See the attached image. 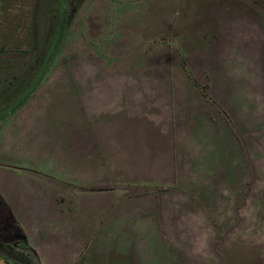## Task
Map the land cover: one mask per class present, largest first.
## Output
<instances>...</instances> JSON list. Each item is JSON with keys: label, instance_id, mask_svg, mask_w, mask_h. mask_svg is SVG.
Returning <instances> with one entry per match:
<instances>
[{"label": "crops", "instance_id": "0c3cea01", "mask_svg": "<svg viewBox=\"0 0 264 264\" xmlns=\"http://www.w3.org/2000/svg\"><path fill=\"white\" fill-rule=\"evenodd\" d=\"M224 1L210 8L208 30L214 47L235 49L227 61L190 57L184 68L141 74L139 86L125 80L116 87L109 78L93 88L86 104L112 114L99 124L97 151L105 161L87 162L95 152L78 140L81 165L142 187L127 193L110 183L87 186L82 196H92L77 202L79 220L68 217L61 242L41 245L35 264H264V205L238 199V183L235 199L227 194L228 176L244 173L243 113L260 102L253 90L245 101L242 65L249 64L258 88L264 34L259 14L243 0ZM247 129L253 133L254 120ZM245 206L251 215L239 211Z\"/></svg>", "mask_w": 264, "mask_h": 264}, {"label": "rangeland", "instance_id": "374dc122", "mask_svg": "<svg viewBox=\"0 0 264 264\" xmlns=\"http://www.w3.org/2000/svg\"><path fill=\"white\" fill-rule=\"evenodd\" d=\"M225 2L83 0L70 28L63 34L58 54L42 74L37 88L21 105L0 118L1 258L15 264H35L36 252H32L27 244L41 255L40 242H61L59 231L41 233L40 229L50 226L49 222L62 225L72 215L75 222L79 220L81 210L75 206L92 196L89 192L83 197L82 190L93 183L99 184L97 188L110 183L109 188H125L127 193L140 190L142 186L129 183L128 177L113 170H101L99 176V171L94 172L95 168L85 171L86 167L81 165L78 140L80 147L83 140L89 146L84 145L95 152L97 158L92 159L91 154L86 156L87 162L105 161L97 151L98 140L102 138L99 124L108 121L112 115L101 112L97 102L92 106L86 101L92 97L93 88L109 84V78H115L112 81L116 87L125 86V80L135 87L140 84L141 74L151 73L154 77L155 73L172 71L177 63L184 68V61L190 57H197L202 63H208L213 57L227 61L235 49L214 47L218 41L209 36L208 30L210 8ZM228 2L236 3L235 0ZM243 2L245 9L248 7L259 14L260 31L264 34V0ZM73 11L70 7L69 13ZM248 65H242L245 101L253 90L255 101L259 98L260 102L258 109L255 102L253 112L243 113L244 173L241 177L234 173L228 176L227 194L228 198L235 199L233 183H238V189L241 184L238 199L257 200L262 206L264 62L260 65L258 88L254 86L255 74ZM187 76L193 81L189 70ZM252 120L253 133L247 129ZM147 188L150 187L143 189ZM162 188L155 187L154 190ZM99 194L101 192H97L96 197ZM239 211L251 215V209L246 206ZM78 230H81L80 225ZM38 233L42 234L41 238ZM38 258L43 260L42 256Z\"/></svg>", "mask_w": 264, "mask_h": 264}, {"label": "trees", "instance_id": "16d2710c", "mask_svg": "<svg viewBox=\"0 0 264 264\" xmlns=\"http://www.w3.org/2000/svg\"><path fill=\"white\" fill-rule=\"evenodd\" d=\"M82 2L0 0V118L37 88ZM70 7L74 8L71 14Z\"/></svg>", "mask_w": 264, "mask_h": 264}, {"label": "flooded vegetation", "instance_id": "af4514ba", "mask_svg": "<svg viewBox=\"0 0 264 264\" xmlns=\"http://www.w3.org/2000/svg\"><path fill=\"white\" fill-rule=\"evenodd\" d=\"M30 221V220H29ZM47 224H50V226H47V227H44V228H42V229H40V232L42 233V232H45V231H52V232H58V231H61V229H63V227H62V225H54V224H51L50 222L49 223H47ZM41 233H38L37 235H38V237L39 238H41V236H42V234ZM26 243V242H25ZM40 243H42V244H40V245H45L46 243H49L48 241H42V242H40ZM27 246L31 249V251L32 252H37V250L33 247V246H31V244H27ZM25 259L26 260H29L28 258H26L25 257ZM30 261V260H29ZM13 264H15L14 262H12Z\"/></svg>", "mask_w": 264, "mask_h": 264}, {"label": "water", "instance_id": "95a60500", "mask_svg": "<svg viewBox=\"0 0 264 264\" xmlns=\"http://www.w3.org/2000/svg\"><path fill=\"white\" fill-rule=\"evenodd\" d=\"M0 264H13L0 257Z\"/></svg>", "mask_w": 264, "mask_h": 264}]
</instances>
